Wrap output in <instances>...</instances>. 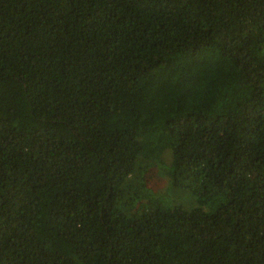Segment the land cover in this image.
I'll use <instances>...</instances> for the list:
<instances>
[{
    "label": "trees",
    "instance_id": "obj_1",
    "mask_svg": "<svg viewBox=\"0 0 264 264\" xmlns=\"http://www.w3.org/2000/svg\"><path fill=\"white\" fill-rule=\"evenodd\" d=\"M0 264H264V0H0Z\"/></svg>",
    "mask_w": 264,
    "mask_h": 264
},
{
    "label": "rangeland",
    "instance_id": "obj_2",
    "mask_svg": "<svg viewBox=\"0 0 264 264\" xmlns=\"http://www.w3.org/2000/svg\"><path fill=\"white\" fill-rule=\"evenodd\" d=\"M179 194V200L182 203L184 207L187 209L195 208V207H201L204 205L203 200L190 193L189 191H178Z\"/></svg>",
    "mask_w": 264,
    "mask_h": 264
}]
</instances>
